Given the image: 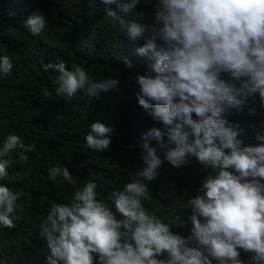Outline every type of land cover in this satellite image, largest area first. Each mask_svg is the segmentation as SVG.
Masks as SVG:
<instances>
[{
    "label": "clouds",
    "instance_id": "clouds-1",
    "mask_svg": "<svg viewBox=\"0 0 264 264\" xmlns=\"http://www.w3.org/2000/svg\"><path fill=\"white\" fill-rule=\"evenodd\" d=\"M103 16L118 23L146 58L147 71L136 76L137 102L162 127L139 137L142 165L101 199L98 183L82 185L68 166L48 169L53 183L73 186L64 202L52 203L39 224L46 239V264H264V133L245 144L243 129L228 117L258 98L264 108V0H101ZM151 10L144 21L140 5ZM116 5L118 12L112 7ZM124 14L135 19L125 22ZM32 36L46 30V13L36 9L24 20ZM131 68L132 60L124 57ZM13 59L0 54V75L13 71ZM58 73L57 97L78 92L99 97L120 85L117 76L94 79L78 64L49 62L44 71ZM250 115L255 108H248ZM264 127V124H262ZM114 129L94 120L85 136L87 148L105 152ZM131 147V145H129ZM35 145L10 132L0 143V228H13L23 211L20 191L5 181L9 154L23 164ZM195 157L211 169L191 195L188 235L145 207L152 200L150 182L165 162L181 168Z\"/></svg>",
    "mask_w": 264,
    "mask_h": 264
},
{
    "label": "trees",
    "instance_id": "trees-1",
    "mask_svg": "<svg viewBox=\"0 0 264 264\" xmlns=\"http://www.w3.org/2000/svg\"><path fill=\"white\" fill-rule=\"evenodd\" d=\"M114 9L120 12L116 5ZM101 0H0V54L13 59V71L0 75V143L10 132L20 134L26 144L35 145L27 153L29 162L19 160V152L11 153L9 177L5 181L23 193L21 219L13 228H0V264H46V239L39 236V224L46 218L52 203L66 201L73 186L53 183L48 169L56 164L68 166L78 184L88 179L98 183L101 199L108 200L142 165L139 137L143 131L162 125L138 105L136 81L147 71L146 58L137 49L142 39L131 41L116 22L103 16ZM46 13L48 26L34 37L24 26L32 12ZM148 22L151 10L140 5ZM125 22L135 17L124 14ZM132 60L129 68L124 57ZM65 62L69 67L82 65L94 79L117 76L119 87L99 97L78 92L73 98L57 97L58 73L44 71L49 62ZM248 108H255L250 115ZM239 123L245 144L256 143L258 132L264 133V108L258 98L250 100L243 112L228 117ZM94 120L113 127L112 143L105 152L87 148L85 136ZM131 145V147H129ZM204 169L195 157L177 169L165 162L160 175L150 182L152 200L145 207L174 226V231L191 232L192 213L185 209L187 199L195 195ZM244 264H253L242 252Z\"/></svg>",
    "mask_w": 264,
    "mask_h": 264
}]
</instances>
